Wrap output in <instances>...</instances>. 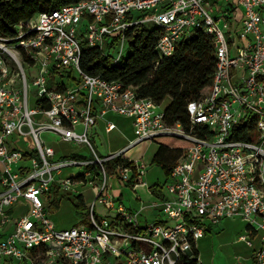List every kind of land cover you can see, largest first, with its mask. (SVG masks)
Here are the masks:
<instances>
[{
	"label": "built area",
	"instance_id": "1",
	"mask_svg": "<svg viewBox=\"0 0 264 264\" xmlns=\"http://www.w3.org/2000/svg\"><path fill=\"white\" fill-rule=\"evenodd\" d=\"M141 24L159 28L161 58L199 29L214 37L216 70L188 103V129L168 125L162 104L134 87L80 66L84 44L117 63L129 30ZM109 114L132 119L135 138L102 158L89 130L99 120L119 129ZM201 125L210 133L200 135ZM43 133L87 145L95 158L58 157ZM244 133L250 139L236 138ZM161 135L190 144L162 184L166 197L128 211L116 204L112 184L145 185L147 163L127 153ZM120 156L135 170L122 162L110 167ZM67 167L76 171L64 175ZM54 184L74 196L79 186L93 188L87 223L55 225L47 205ZM98 201L111 212L99 215ZM18 204L29 211L13 218ZM148 206L160 208L162 222L141 223ZM224 220L244 223L235 242L264 264V0H79L0 35V264H181L194 256L193 242ZM199 257L196 264H203Z\"/></svg>",
	"mask_w": 264,
	"mask_h": 264
},
{
	"label": "trees",
	"instance_id": "2",
	"mask_svg": "<svg viewBox=\"0 0 264 264\" xmlns=\"http://www.w3.org/2000/svg\"><path fill=\"white\" fill-rule=\"evenodd\" d=\"M79 0H0V35H12L19 23L30 19L36 12L54 10ZM159 28L154 24H141L128 32L130 52L114 63L99 48L83 45L80 58L81 68L93 76H101L107 80L122 81L126 86L135 88L139 97H150L165 108V120L168 125L181 124L187 128L190 124L188 103L198 99L202 91L208 87L214 77L217 65L216 45L214 37L199 29L190 37L179 42L172 55L161 58L156 50ZM200 135L210 131L204 126H197ZM238 139H250L247 133L236 135ZM153 142L158 145L152 163L159 165L168 176L190 142L175 135H161ZM77 158L79 154L65 157ZM135 165L127 157L120 156L110 161L114 168L118 163ZM130 182L129 185H133ZM155 194L162 192V185L154 184ZM54 198L50 200V208L60 206V198L64 192L57 184L51 187ZM71 197V196H70ZM74 205L78 209L85 208L82 195L74 197ZM194 256L183 257L181 264H196L199 250L193 242ZM22 262H13L19 264ZM27 264V263H24Z\"/></svg>",
	"mask_w": 264,
	"mask_h": 264
},
{
	"label": "rangeland",
	"instance_id": "3",
	"mask_svg": "<svg viewBox=\"0 0 264 264\" xmlns=\"http://www.w3.org/2000/svg\"><path fill=\"white\" fill-rule=\"evenodd\" d=\"M39 15L36 12L32 16V20H35ZM119 46L112 50V54L118 51ZM129 43L125 47V56L130 52ZM36 98L33 97L30 100L31 107L35 106ZM169 100L166 99L162 103V107H166ZM108 117L112 119L119 127L120 130H115L110 132L107 129L105 122L98 121L97 127L93 130H89V137L92 145L98 155L105 158L108 154L112 152H117L115 150L122 148L127 144L130 139L135 138L134 127L132 125V119L119 114H109ZM96 131V134H91V132ZM49 144H51L58 157H62L63 154H70L72 152L85 153L87 156L90 155L91 158H95V154L87 145H78L70 142H62L59 138L51 133H43L41 135ZM158 145L153 141H144L135 147H133L128 153L132 159H142L145 163L148 162L146 175L144 180L149 185L157 184L161 186L166 176L162 168L156 163H152V156L157 151ZM76 171L73 167H67L63 170V174H70ZM166 193V189H162ZM66 193L68 191H65ZM64 192V196L60 199V206L52 207L49 206V216L59 227H71L77 225L80 220L84 223L89 221V208L93 203L92 194L90 191L84 192L85 196V208L78 209L74 205V198L67 196ZM129 192H131L129 190ZM128 192V193H129ZM54 198V192L47 194V200H52ZM96 209L98 212H102L104 209L101 207L100 202L96 203ZM29 211V205L18 204L11 209V216L13 218L20 217L21 215L27 214ZM163 218L165 215H161ZM244 232V223L240 221L225 220L222 222L217 229L211 230L206 234L204 238L199 241L200 249V261L203 264H254L252 259L251 248L247 247L243 243L235 242L239 234ZM19 264H24L19 263Z\"/></svg>",
	"mask_w": 264,
	"mask_h": 264
},
{
	"label": "crops",
	"instance_id": "4",
	"mask_svg": "<svg viewBox=\"0 0 264 264\" xmlns=\"http://www.w3.org/2000/svg\"><path fill=\"white\" fill-rule=\"evenodd\" d=\"M109 120L113 121L112 119H110L108 117ZM105 122L104 120H101V122ZM107 125V123H106ZM97 127V125H96ZM107 127V126H106ZM95 128V127H94ZM92 128V130L94 129ZM116 130V129H115ZM115 130H112L110 131L111 133L114 132ZM117 130H120V129H117ZM91 134H96V131L94 132H91ZM128 144V142H127ZM123 146L122 148L120 149H117L115 151H118V150H121L123 148L126 147V145ZM74 153H77V152H72L70 154H74ZM113 153V152H112ZM65 155H69V154H63V156ZM154 155V154H153ZM62 156V157H63ZM127 156L132 159L130 156H129V153H127ZM153 158V156H152ZM151 158V160H152ZM132 160H136V159H132ZM147 165H148V162H147ZM147 171V170H146ZM145 181V180H144ZM146 182V181H145ZM153 185H149L147 182L145 185H142V184H138L137 186H134V185H129V184H118L117 181H114L113 184H112V187H113V192H114V195H115V200H116V204H122L128 211H137L139 209V207L142 205V204H146V205H150L151 202L155 201L156 198L160 197V198H165L166 197V193L162 192L160 194H155L153 193L152 191V187ZM78 189L81 191V195L83 196V199L85 201V196H84V192L86 191H90L91 194H92V199H93V203L96 199V194H95V191L93 190V188L90 186V185H86V186H79ZM163 189V188H162ZM129 190L131 192H129ZM129 192V193H128ZM66 193V192H65ZM68 193V194H67ZM67 196H71V197H75L72 193L70 192H67ZM99 202V201H98ZM101 204V203H100ZM101 207L104 209L101 213L98 212L99 215H106V214H109L111 212V210H108L106 209L103 204H101ZM97 210V209H96ZM162 213H161V210L160 208H152L151 206H148L145 211L140 215V221L142 224H145L148 220L150 221H157V222H162V220L164 219L162 216ZM81 222H83L82 220H80ZM79 221V222H80ZM225 221V220H224ZM222 221V222H224ZM232 221V220H231ZM78 222V223H79ZM221 222V223H222ZM234 222V221H233ZM55 223V222H54ZM216 224V225H212L211 228H210V231L212 230H215L218 228V226L221 224ZM55 225L58 227V228H68V227H59L56 223ZM12 225H9V228L11 229ZM244 228H245V225H244ZM209 231V232H210ZM206 236V235H205ZM204 236V237H205ZM203 237V238H204ZM201 239H199L197 242H196V246H197V249L199 250V256H200V249H199V241ZM238 243H243V242H238ZM245 244V243H243ZM246 245V244H245ZM247 246V245H246ZM248 247V246H247ZM250 248V247H249ZM252 251V249H251Z\"/></svg>",
	"mask_w": 264,
	"mask_h": 264
}]
</instances>
